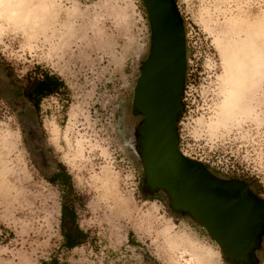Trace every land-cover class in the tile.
<instances>
[{
    "label": "rangeland",
    "instance_id": "rangeland-1",
    "mask_svg": "<svg viewBox=\"0 0 264 264\" xmlns=\"http://www.w3.org/2000/svg\"><path fill=\"white\" fill-rule=\"evenodd\" d=\"M174 1L187 60L179 151L264 200V0ZM16 2L17 17L0 13V264H233L145 188L133 111L151 45L143 0ZM45 72L65 88L36 113L22 93ZM59 165L72 189L50 183ZM64 201L66 228L85 234L73 249ZM254 257L264 264V233Z\"/></svg>",
    "mask_w": 264,
    "mask_h": 264
},
{
    "label": "water",
    "instance_id": "water-1",
    "mask_svg": "<svg viewBox=\"0 0 264 264\" xmlns=\"http://www.w3.org/2000/svg\"><path fill=\"white\" fill-rule=\"evenodd\" d=\"M151 45L134 89L145 188L164 191L171 208L190 215L207 230L233 264H256L254 252L264 233V200L240 180H221L186 158L178 148L183 111L186 42L174 0H143Z\"/></svg>",
    "mask_w": 264,
    "mask_h": 264
},
{
    "label": "trees",
    "instance_id": "trees-1",
    "mask_svg": "<svg viewBox=\"0 0 264 264\" xmlns=\"http://www.w3.org/2000/svg\"><path fill=\"white\" fill-rule=\"evenodd\" d=\"M63 88L64 82L56 75L43 73L40 79L35 83H28L23 89L24 98L33 106L36 113L40 112V103L44 98L57 95ZM60 173L50 183L56 184L58 180L61 181L64 187L72 189L71 177L66 172L62 165H59ZM61 228L62 236L64 238V246L66 249H73L79 244L80 238L84 237L83 231L76 229L75 231L66 228L67 222L74 223L76 220L75 211L68 207L66 201L61 206ZM224 258H227L222 254ZM43 264H59L58 259H52L50 262H43Z\"/></svg>",
    "mask_w": 264,
    "mask_h": 264
},
{
    "label": "bare ground",
    "instance_id": "bare-ground-1",
    "mask_svg": "<svg viewBox=\"0 0 264 264\" xmlns=\"http://www.w3.org/2000/svg\"><path fill=\"white\" fill-rule=\"evenodd\" d=\"M19 0H0V13L4 12V14L6 15V17L8 19L16 16L19 13L18 12V5L17 2ZM28 3L31 1H27ZM20 3V2H19ZM31 4V3H30ZM32 6V5H31ZM20 7V6H19ZM20 9V8H19ZM22 9V7H21ZM21 11V10H20ZM3 14V15H4ZM27 14V13H26ZM2 15V16H3ZM15 19V18H14Z\"/></svg>",
    "mask_w": 264,
    "mask_h": 264
},
{
    "label": "flooded vegetation",
    "instance_id": "flooded-vegetation-1",
    "mask_svg": "<svg viewBox=\"0 0 264 264\" xmlns=\"http://www.w3.org/2000/svg\"><path fill=\"white\" fill-rule=\"evenodd\" d=\"M263 230H264V225L262 226Z\"/></svg>",
    "mask_w": 264,
    "mask_h": 264
}]
</instances>
